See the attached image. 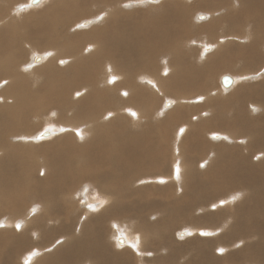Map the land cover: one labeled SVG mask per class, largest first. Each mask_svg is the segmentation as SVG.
Returning <instances> with one entry per match:
<instances>
[{
	"label": "bare ground",
	"instance_id": "6f19581e",
	"mask_svg": "<svg viewBox=\"0 0 264 264\" xmlns=\"http://www.w3.org/2000/svg\"><path fill=\"white\" fill-rule=\"evenodd\" d=\"M41 1L0 0V216L6 212L13 216L6 218L8 221L5 215L2 217L0 230H14L10 237L20 249H25L26 234L32 235L34 241L19 258L22 264H126L127 259L129 264H171L169 255L174 249L193 247L197 251L187 261L186 254L180 252V261L230 264L251 257L250 249L244 255L241 250L233 253L230 248L247 246L250 239L262 246L263 217L255 235L237 236L238 242L223 240L222 234L213 240L203 238V242L198 237L229 233L225 228L242 229L239 218L246 212L248 219L252 210L264 212V143L255 148L253 141H264V0H185L186 4L167 0L165 5L145 9H131L130 4L136 0H57L41 13L24 15L33 8L31 2ZM161 1L143 0L139 4ZM197 9L208 10L209 13L198 15L199 21L211 15L208 25H188L191 11ZM13 15L25 16L24 21L33 23H12L16 19ZM85 15L97 17L80 21L77 28H93L78 32L75 21ZM211 41L216 43L215 50L206 45ZM39 49H47L48 55L35 54ZM236 53L242 64L238 68L240 78L253 83L233 87L240 78L228 74L233 77L232 85L224 87L221 78L220 84L237 90L231 103L209 101L208 107L197 111L196 102L206 100L208 95L228 93L214 89V73L226 69L225 60L229 68L235 69L228 59ZM26 56L31 65H27ZM194 63L200 71L193 70ZM163 73L171 74L160 79ZM204 77L212 84L202 81ZM255 78L260 79L254 82ZM128 88L132 90L130 96ZM173 88L183 93L175 100L167 98ZM208 88L207 95L191 97ZM159 96L166 99L150 117L149 108L158 104ZM109 97H115V110L96 115L97 107L108 106ZM179 103L195 106H178L170 115L182 118L194 110L190 120H199L200 124L183 122L174 126L170 142L173 174H139L165 162L155 152H164L161 129H154L149 121H163L161 118L170 110L166 106ZM227 106L231 111L226 110ZM243 107H248L249 113ZM124 111L132 118L126 117ZM175 111L179 113L177 118ZM212 116L218 122L230 117L226 125L232 134L214 133ZM125 120L131 128L124 125ZM165 120L167 125L174 123L169 116ZM36 127L43 131L34 134ZM200 130L209 138L232 141L239 137L248 141L245 148L249 153L244 151V159L261 166L257 177L242 180L241 174H222L230 158L227 155L221 159L226 151L221 150V154L216 146L204 152V142L194 134ZM44 131H49V135L44 136ZM187 133H193L190 153ZM33 134L36 140L47 139L37 143L32 141ZM107 141L110 150L104 148ZM147 148V152H141ZM254 148L259 149L256 154ZM201 154H206L209 170L214 168L213 175L217 176L207 179L206 171V182L203 176L201 179L196 175L199 163L202 168L205 162L196 159ZM253 155H257L256 159ZM209 180L216 185L212 193L207 188ZM153 181L160 189L133 188ZM238 187L240 193L236 192ZM40 190L48 191L47 200L36 197ZM30 207L35 208L34 212L26 214ZM227 208L231 210L219 215ZM228 215L235 219L230 221ZM189 221L207 223L190 225L193 240H182L176 243L180 247H173L172 228ZM58 230H64L62 245H52L51 239ZM188 233L177 232V236L185 238ZM114 241L121 249L112 248ZM131 242L135 245L131 246ZM218 244L226 247V256L212 255V251L218 254L221 249ZM11 254L16 261V255ZM163 256L168 258L163 260ZM260 259L258 264H264V257ZM0 264H13L11 255Z\"/></svg>",
	"mask_w": 264,
	"mask_h": 264
},
{
	"label": "rangeland",
	"instance_id": "374dc122",
	"mask_svg": "<svg viewBox=\"0 0 264 264\" xmlns=\"http://www.w3.org/2000/svg\"><path fill=\"white\" fill-rule=\"evenodd\" d=\"M22 0H20V2H21ZM29 0H27V2H28ZM44 1V3L42 4V2ZM43 1H41V2H39L38 4H32V2H31V7H33V8H30L29 9V11L28 12H25V14L24 15H31V16H33V15H35V13L37 12V11H39V13H41L43 10H45L46 8H48V7H52L55 3H56V1L57 0H43ZM49 1V2H48ZM137 2H133L134 3V5L131 3L130 4V6H131V9H135V8H142V9H145V8H147V7H150V5H158V4H161V3H163V5H165L166 4V1L167 0H162L161 2H158L157 4H152V3H149V4H139V2H141V1H143V0H136ZM181 1H185V0H181ZM190 1H195V0H190ZM26 2V3H27ZM47 3V4H46ZM165 3V4H164ZM184 3V2H183ZM187 2L185 1V3L184 4H186ZM17 6L19 5V3L18 4H16ZM205 9H197L196 11H191V13H190V15H189V18H188V25L190 26V27H196V25H198V27H200L201 25H208V23H210V21L212 20V19H210L211 18V15L209 16L208 14V17L207 18H202V20L201 21H199L198 20V15L200 14V13H209L208 12V10H205ZM3 15V12L2 13H0V17ZM13 16H15V20H12V23H16V24H22L23 22L24 23H29V24H32L33 22H27V21H24L25 20V16H19V15H13ZM91 16V15H90ZM90 16H87L86 17V15L85 16H83L82 18H80L78 21H75V24L74 25H76V28L78 27V25H79V23H80V21H82V20H84V19H86V20H92V19H94V18H96L97 16H93V17H90ZM194 16V17H193ZM196 20V21H195ZM201 22H202V24H201ZM95 23V22H94ZM93 23V24H94ZM197 23V24H196ZM205 23V24H204ZM196 24V25H195ZM189 27V28H190ZM93 27L91 26V27H89L88 29H79V28H77L78 29V32H82V31H89V30H91ZM83 45H84V43H83ZM206 45H216V43H214V42H212L211 41V43L209 42V43H207ZM216 49V46H213V50H215ZM262 49H264V42H263V48ZM45 51H48L47 49H44ZM45 51H42L41 49H39V51H35L36 53L35 54H40V55H44V54H46V56L48 55L47 53H45ZM49 52V51H48ZM161 53V52H160ZM211 53V52H210ZM201 54H202V52H201ZM203 55V54H202ZM208 54H206L205 56H207ZM234 56V57H233ZM237 56V53L236 54H233L232 55V59L231 58H229L228 60L230 61V63L232 62L234 65H235V69H232V68H229L227 65H226V63H227V60H225V62H224V65L226 66V69L223 67V68H221L220 70H217V71H215V73H214V77H215V82L213 83V86H214V89H220V91L221 92H226V91H228V93L225 95V94H217V95H214V96H209L208 95V97H207V99L206 100H204V101H202V102H200V103H198V102H196L197 104H195V105H188V104H183V103H179V104H175V106L172 104L171 106H166V107H168L170 110L169 111H167L166 112V114H164V116H163V118H161V120L163 119V121H161V122H158V123H156V122H152L151 120L149 121V123L148 124H150L154 129H157V128H160L161 129V131H160V134H159V136H160V140H163V144H164V152L162 153V154H159V152L162 150V149H158L157 151H155L156 152V155H158V156H163L164 157V164L160 167H155L152 171H149V168H146V169H143V170H141L140 171V173L139 174H141V175H150V174H158V176L160 177V176H167L169 173H171L172 172V167H171V162H172V156H171V151H170V142H171V138H172V134H173V128H174V126L175 125H179V124H181V123H183V122H191L192 124H197V123H199L200 121L198 120V122L197 123H195V122H192L191 120H190V118H191V116L192 115H194L195 114V112L196 111H194V110H192V111H188L187 113H186V115L185 116H183L182 118H177V116H179V113H178V111L176 112V116H175V118H177V119H174L173 118V116L172 115H170V113L173 111V110H175L176 109V107H178V106H183L184 108H186V109H189V108H191V106H195L196 107V110L198 111H201V110H204L206 107H208L209 105H207L206 106V104H208V102L209 101H211L213 104H215V103H217V102H222V103H227V105L229 104V103H231V99H233V97H234V91H237V90H235V88H233L235 85L237 86V87H239V86H245V85H249V84H251V83H253L252 81L253 80H243V79H241L240 77L241 76H239V74L241 73V69H239L238 70V68H240V65H242L241 64V60H240V56H239V59L237 60L236 58H238V57H236ZM156 60L157 61H159V59H158V56L156 57ZM235 60V61H234ZM25 61L27 62V65L29 64V65H31L30 63H29V58H28V56H26V58H25ZM236 62V63H235ZM31 63H33V62H31ZM42 63V62H41ZM239 63V64H238ZM36 64H40V62L39 63H36ZM171 64V67H172V69H173V66H174V63L173 62H171L170 63ZM238 66H237V65ZM33 67H35V66H33ZM102 67H104V64L102 63V65H101V68ZM193 70L195 71V72H197V71H200L201 70V68L196 64V63H194L193 64ZM222 70H225V71H222ZM243 71V70H242ZM165 73V72H164ZM163 73V75H160V79H164V78H166L169 74H171V73H169V74H164ZM223 74H230V75H232V76H234V77H238V81H236V83L233 85V87L231 88V89H225V88H223V86L220 84V78H221V76L223 75ZM254 73H253V71L251 72V75L252 76H254L253 75ZM170 76V75H169ZM168 76V77H169ZM251 76V77H252ZM98 77H99V79L102 77L101 76V69H100V74L98 75ZM255 77V76H254ZM258 79H260V78H255V81L254 82H256V80H258ZM202 81H207L209 84H212V81L211 80H207V79H205V77L204 78H202L201 79ZM242 80V81H241ZM241 82V83H240ZM100 83V82H99ZM98 83V86L100 87V84ZM253 85H255V84H253ZM120 89V88H119ZM129 90H130V92H129V95L128 96H130L131 95V92H132V90L130 89V88H128ZM237 89V88H236ZM210 90V88H208V89H206V90H204L203 92H201V93H195V94H193V95H191V97H199V96H201V95H207L208 94V91ZM150 92H152V91H150ZM153 93V92H152ZM121 94V93H120ZM181 94H183V93H181L180 91H177V89L176 88H173V89H171L170 90V92L167 94V98H171V99H176L177 97H179V96H181ZM238 94V93H237ZM122 95V94H121ZM228 95V96H227ZM123 96V95H122ZM239 97V96H238ZM115 98V97H114ZM113 97H112V100L114 99ZM222 98H228V99H230V100H227V101H224ZM107 99H109L110 100V103L108 104V106H106V107H97L98 108V111H97V113H96V115H98V114H100V113H102V112H104V111H107V110H115V108H114V106L112 105V100H111V98L109 97V98H107ZM166 98H164V97H162V96H159V99H158V104H156V105H151L150 106V108H149V111H148V114H149V116L151 117L152 115H153V113H154V111L160 106V104L162 103L163 104V102H164V100H165ZM248 102V101H247ZM141 105H142V101H141ZM162 106V105H161ZM174 106V107H173ZM138 107H140V105L138 106ZM138 107H136V108H138ZM172 109V110H171ZM226 110L227 111H231V107H228L227 106V108H226ZM243 110L246 112V113H249V110H248V107H243ZM112 112V111H111ZM53 113L57 116L59 113H58V111L57 110H55V111H53ZM129 114H130V110H129ZM126 111H124V115L126 116V117H128V118H132L130 115H129ZM169 116V118L174 122L172 125H167L166 124V118ZM254 117H255V115H254ZM206 119V118H205ZM205 119H202V120H205ZM212 120H213V124H214V127H215V129H214V133H218V134H221V133H226V134H232V131H231V129L228 127V125H226V124H228L230 121H231V119H230V117H227L226 119H225V121H220V122H218L217 121V119L214 117V116H212ZM219 123H224V125H218V126H216V124H219ZM232 123V122H231ZM200 124V123H199ZM124 125L126 126V127H128V128H131V125H130V123H129V121L128 120H125V122H124ZM41 131H43V129H40V127H36V128H34V130H33V133L34 134H36V133H38V132H41ZM133 131H135V130H133ZM32 135L33 137H32V141H36L37 143H42V142H44L46 139H35L34 137H35V135ZM194 134L196 135V137L198 136V137H200L201 139H202V141L204 142V152L205 151H209V149L212 147V146H216V149H218V151L222 154V152H221V150H223V152H225V154L223 153L222 154V158L221 159H223V157H227V155H228V157L230 158V162H228V164L227 165H225L224 164V168H223V170L221 171V173L222 174H225V172H228L230 175H234L235 173L236 174H241L243 177H242V180L243 179H248V178H256L257 177V170H260L261 169V166L258 164V163H254L253 161L252 162H247L245 159H244V157L245 156H247V154L246 153H244V151L245 152H248L249 153V151H248V149L247 148H245L246 147V145L249 143L248 141H242L241 140V138H237L236 140H232V141H228V140H222L221 138H209V137H207L201 130L200 131H198V132H194ZM192 137H193V133H191V134H186L185 135V140H187V143H188V147H187V151L190 153V143H191V139H192ZM153 140H155V138H152ZM262 140H264V136H263V138H262ZM254 141V146H255V148H257L260 144H263L264 143V141H262V142H260V140L259 141H255V140H253ZM260 142V143H259ZM200 143V141H199V139L197 138V144H199ZM36 147H40V144H34ZM110 145V142L109 141H107L106 143H105V150H110L111 149V147L109 146ZM254 148V154H256V152L259 150V149H255ZM149 150V148H147V149H142L141 150V152L142 153H145V152H147ZM172 150H173V147H172ZM225 150V151H224ZM238 150H239V152H240V154H239V152H238ZM243 150V151H242ZM253 150V149H252ZM35 151H37V150H35ZM211 151V150H210ZM243 157H242V156ZM63 156V155H62ZM254 156V158L256 159V156L257 155H253ZM207 157H206V154H201V155H199V156H197L196 157V159H198L199 161L198 162H200V161H205V162H203L202 163V168L200 167V164L201 163H199V169L198 168H196L197 169V173H196V175L197 174H199V176L197 175V177L199 178V177H201V179L204 177V181L206 182L207 181V179L209 178V179H212V176H213V178L214 177H217V176H215V175H213L214 173V171H213V169L214 168H211L210 170H209V165L210 164H207V162H208V160L209 159H206ZM252 159V158H251ZM129 160V159H128ZM125 162V161H124ZM177 162V161H176ZM198 164V163H197ZM95 165L93 164V167H94ZM119 168H120V166H119ZM114 169L116 170V171H118V167H116L115 165H114ZM160 169H162V170H160ZM209 173V174H207V172ZM211 173H210V172ZM213 171V172H212ZM246 171H250L252 174H247L246 173ZM203 173V174H202ZM215 173H217V172H215ZM172 174H173V172H172ZM207 174V175H206ZM204 175H206L207 176V179H206V177L204 176ZM212 175V176H211ZM220 175V174H219ZM203 176V177H202ZM223 177H225L224 175H223ZM241 183L243 182V181H240ZM164 185V184H163ZM153 187L154 189H156L157 190V188H159V185L155 182V181H153V182H151V183H148V184H145V185H141V186H134L133 188H146V187ZM161 186V185H160ZM167 186V185H166ZM165 186V187H166ZM207 188H211V189H208L209 190V192L210 193H212V191L214 190V188H215V182L213 183L212 181L210 182V180H209V182H208V184H207ZM160 189V188H159ZM241 188L240 187H238L237 188V190H236V192L237 193H240V190ZM30 191H28L27 193H29ZM243 192V195H246L245 193H244V191H242ZM47 193H48V191H42V190H40V191H37V193H36V197L38 198V199H40V200H47L46 198H47ZM156 193H159V192H156ZM166 193H164L163 195H165ZM15 195H16V197L17 198H15V201H16V203L19 201V199H18V196H17V194L15 193ZM15 195H14V197H15ZM157 195H162V193H159V194H157ZM167 195V194H166ZM221 198V197H220ZM220 198H218V201H219V199ZM241 198V197H240ZM18 199V200H17ZM256 200V199H255ZM34 202H36V201H34ZM40 201L38 200V203H39ZM214 202H217V200H215ZM14 203V202H13ZM37 203V202H36ZM37 203V204H38ZM253 204H255L256 202L255 201H253L252 202ZM31 206H32V204H30ZM29 205V206H30ZM13 206V205H12ZM11 206V207H12ZM256 206V205H255ZM264 207V206H263ZM222 208H224V206L223 207H221V209ZM225 208H226V206H225ZM256 209V208H255ZM34 210H35V208H33V207H30V208H28V210H27V213L26 214H28V213H30V212H34ZM220 210V209H219ZM218 210V211H219ZM231 209L230 208H227V209H224L223 211H221V213L219 214V215H222L223 213H226V212H229ZM238 210V209H237ZM212 212L214 211V210H211ZM239 212H241V210L239 211ZM243 212V211H242ZM251 212H253V215H250V217H249V219L246 217V215H247V212H246V214H244V217H241V218H239V221H240V223H239V225H241L242 226V229L241 228H238V229H232V230H230L229 228H225L224 230H228V231H230L229 233H226L225 234V232H220L218 235H214V236H212V238H211V234L210 235H201V234H199L201 237H198V240L200 241V242H203V240L204 239H207V240H213V237H215V238H217L219 235H221L222 234V239L223 240H226V241H228V242H232V241H234V240H236V242H238L239 241V238L237 239V236H243V235H246V234H254L255 235V231H257L258 229H260V227L262 226L261 225V223H260V220H261V218L263 217V219H264V212H263V214H261L260 212H257V211H255V210H252ZM2 214V216H0V223L2 222V217L5 215V213H1ZM24 216L26 215L25 214V212L23 211V213H22ZM21 214V215H22ZM22 215V216H23ZM130 215V214H129ZM229 216V220L231 221V219H235L233 216H231V215H228ZM13 216L11 215V214H9V213H7L6 212V215H5V220L6 221H8L10 218H12ZM62 217V216H61ZM8 220H7V219ZM257 218V219H256ZM19 221H21L22 219H18ZM254 220H259L258 222L259 223H254ZM70 221H71V219H70ZM248 221H250V223L251 224H253V225H255V226H251L249 223H248ZM126 223L127 224H131L130 222H128V221H126ZM187 223V222H186ZM186 223H183V224H180V225H178L177 227H173L172 229H173V235H172V242L174 243V246L173 247H180L178 244H176V243H179V242H181L182 240H184V241H189V240H193V237H194V235H193V232H191L190 231V229H191V227H193V226H190V225H200V226H203V224H205V223H207V222H193V221H189V223L188 224H186ZM135 228H136V226H134ZM222 227H224V226H222ZM243 227L244 228H247V230L246 229H243ZM17 228H19L18 226H17ZM251 228V229H250ZM257 229V230H256ZM264 229V228H263ZM10 231H14V230H11V229H3V230H0V233H2L3 235L0 237V261H1V263H2V260L3 259H5L8 255H11V257H12V263L13 264H22V262H21V260H19V258H20V256L24 253V252H26V250L28 249V248H30V246H29V243L31 242V241H34L33 240V237H32V235H30V234H26V244H25V249L24 248H22V249H20V248H18L17 247V244L16 243H14V241L11 239V237H10ZM59 231L60 230H58V232L54 235L53 234V238L51 239V243H52V245H55V243H60V245H62V243H61V241L64 239L63 237V234H61L64 230H61V232L59 233ZM181 231H188L189 233H188V235L185 237V238H180L179 236H177V232H181ZM15 232V231H14ZM8 235V236H7ZM190 235V236H189ZM193 235V236H192ZM206 236H208V237H206ZM189 237V238H188ZM204 238V239H203ZM60 241V242H59ZM248 240H246V242H247ZM250 243H248L247 244V246L244 244H239V245H237V246H232V248H230L231 250H233V253H236V250H241L242 252H243V254L245 255V252L248 250V249H250L251 250V252L253 253V255L251 256V257H249L248 259H241V260H236V261H234V262H229L230 264H258V261L259 262H261L262 261V259H260V258H263L264 257V253H263V251H264V244L262 245V246H260L259 244H256V243H254L253 241H252V239H250ZM115 241H114V243L112 242V248H114L115 250L118 248V249H121V247L116 243V245H115ZM33 246L35 245V243H31ZM250 244H251V246H250ZM135 244H134V242H131V246H134ZM195 246V245H194ZM219 247H221L222 249H224V251L223 252H221L220 250L218 251V254H216L214 251H212V255L213 256H217V257H220V256H226L227 254H228V252H227V249H226V247L224 246V245H222V244H218V246H217V248H219ZM217 248H215V250L217 249ZM117 249V250H118ZM195 249V250H194ZM235 250V251H234ZM187 251L189 252V254L187 255ZM197 251V247H193V249L192 248H190L189 250H184L183 248H182V251L181 250H179V249H174L173 250V252L169 255V258H170V263L171 264H185V263H183L182 261H180V259H179V256L181 255V253L180 252H182L183 254H186V257H185V261H187V259L190 257V254L191 253H195ZM11 252H13L15 255H16V257H17V259H16V261H14V257L12 256V254H11ZM47 253L49 254V251H47ZM118 253V252H117ZM24 258H27V256H23V259ZM168 258V256H163L162 257V259L163 260H166ZM212 259H210V261H211ZM128 262V259L126 260V264H129V263H127Z\"/></svg>",
	"mask_w": 264,
	"mask_h": 264
},
{
	"label": "water",
	"instance_id": "95a60500",
	"mask_svg": "<svg viewBox=\"0 0 264 264\" xmlns=\"http://www.w3.org/2000/svg\"><path fill=\"white\" fill-rule=\"evenodd\" d=\"M33 2L34 3H37V0H33ZM37 61H40V57H37ZM221 83H222V85L224 86V87H229V86H231L232 85V83H233V77L232 76H230V75H228V74H226V75H223L222 77H221ZM43 135L44 136H48L49 135V131H44L43 132ZM122 241V240H121Z\"/></svg>",
	"mask_w": 264,
	"mask_h": 264
},
{
	"label": "snow or ice",
	"instance_id": "6c2138e0",
	"mask_svg": "<svg viewBox=\"0 0 264 264\" xmlns=\"http://www.w3.org/2000/svg\"><path fill=\"white\" fill-rule=\"evenodd\" d=\"M181 131H183V129H181ZM206 234H207V233H206ZM220 251H221V252H223V251H224V249H222V248H221V249H220Z\"/></svg>",
	"mask_w": 264,
	"mask_h": 264
}]
</instances>
